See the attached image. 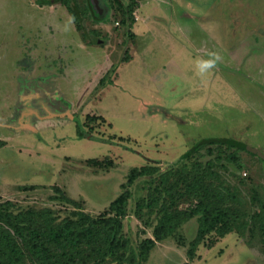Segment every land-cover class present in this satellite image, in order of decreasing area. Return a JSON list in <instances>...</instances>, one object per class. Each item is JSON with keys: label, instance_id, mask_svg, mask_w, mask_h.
Masks as SVG:
<instances>
[{"label": "rangeland", "instance_id": "rangeland-1", "mask_svg": "<svg viewBox=\"0 0 264 264\" xmlns=\"http://www.w3.org/2000/svg\"><path fill=\"white\" fill-rule=\"evenodd\" d=\"M39 1L0 0V203L51 209L62 223L79 207L111 217L127 192L119 237L129 256L153 237L165 206L182 213L219 193L232 232L207 235L191 261L195 217L144 264H264V158L194 150L230 138L264 155V0ZM210 53L221 59L200 76L197 61ZM142 167L157 173L130 185ZM202 174L210 178L190 192Z\"/></svg>", "mask_w": 264, "mask_h": 264}, {"label": "trees", "instance_id": "trees-1", "mask_svg": "<svg viewBox=\"0 0 264 264\" xmlns=\"http://www.w3.org/2000/svg\"><path fill=\"white\" fill-rule=\"evenodd\" d=\"M65 0H40L41 5H53ZM69 12L76 20L81 29V13L77 7H69ZM102 119L92 117L91 121ZM90 130H93L91 127ZM77 134L84 138L86 133L80 125H77ZM5 142L0 141V148ZM223 145L233 149L260 156L257 149L246 143L230 138H206L198 142L194 150L202 146ZM96 163V162H92ZM156 169L142 167L134 169L129 184L145 177H154ZM206 177L202 174L200 180L195 184H189L188 190L200 189L201 183ZM165 178V176H162ZM210 178V177H209ZM167 182V179H164ZM59 192L61 188H57ZM213 200L202 199L190 210L182 213H173L176 205L171 202L164 207L165 216L154 228L153 237L144 240L137 248L136 253L130 251V244L119 237L122 229L121 220L127 215V206L130 196L127 192L121 194L110 206V212L114 215L108 218H93L83 212L79 207L76 219L65 220L57 223L56 217L51 209L27 210L14 213L13 202L0 203V264H89L97 260L98 264H104L109 256L125 261L129 257V264H144L149 259L150 251L156 243L171 237L183 224L188 223L195 217H200L198 234L188 251L189 260H194L197 249L205 237L211 233H218L221 237L226 236L233 229L231 215L216 199H221L219 193L212 196ZM52 198L51 200H58ZM67 203H76L68 197L62 198ZM142 206L141 204H139ZM139 206V208H140ZM124 251V254H121Z\"/></svg>", "mask_w": 264, "mask_h": 264}, {"label": "clouds", "instance_id": "clouds-1", "mask_svg": "<svg viewBox=\"0 0 264 264\" xmlns=\"http://www.w3.org/2000/svg\"><path fill=\"white\" fill-rule=\"evenodd\" d=\"M209 59H200L197 61L198 75L204 76L213 68L216 67L217 62L221 59L219 54L210 53Z\"/></svg>", "mask_w": 264, "mask_h": 264}, {"label": "water", "instance_id": "water-1", "mask_svg": "<svg viewBox=\"0 0 264 264\" xmlns=\"http://www.w3.org/2000/svg\"><path fill=\"white\" fill-rule=\"evenodd\" d=\"M258 152H259V155L264 158V155H262V153L259 150H258Z\"/></svg>", "mask_w": 264, "mask_h": 264}, {"label": "crops", "instance_id": "crops-1", "mask_svg": "<svg viewBox=\"0 0 264 264\" xmlns=\"http://www.w3.org/2000/svg\"><path fill=\"white\" fill-rule=\"evenodd\" d=\"M258 150V149H257Z\"/></svg>", "mask_w": 264, "mask_h": 264}]
</instances>
